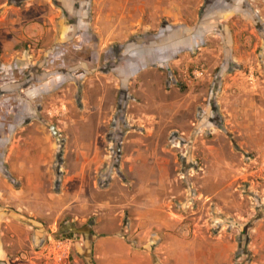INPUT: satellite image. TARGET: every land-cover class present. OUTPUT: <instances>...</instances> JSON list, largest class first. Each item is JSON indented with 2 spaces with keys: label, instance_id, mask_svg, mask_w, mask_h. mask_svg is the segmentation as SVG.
<instances>
[{
  "label": "rangeland",
  "instance_id": "374dc122",
  "mask_svg": "<svg viewBox=\"0 0 264 264\" xmlns=\"http://www.w3.org/2000/svg\"><path fill=\"white\" fill-rule=\"evenodd\" d=\"M29 139L41 198L84 166L110 212L32 217L3 195L44 228L36 248L16 232L7 264H95L114 236L150 264H264V0H0V146Z\"/></svg>",
  "mask_w": 264,
  "mask_h": 264
},
{
  "label": "crops",
  "instance_id": "0c3cea01",
  "mask_svg": "<svg viewBox=\"0 0 264 264\" xmlns=\"http://www.w3.org/2000/svg\"><path fill=\"white\" fill-rule=\"evenodd\" d=\"M32 29L34 30V27ZM25 38L23 39L26 40ZM39 141H34L32 139L25 140L23 143L16 145L15 149L12 147V152L10 151V153L7 152L9 150L7 147L8 143L5 142L4 145L2 144L0 146L1 155L3 157L2 163L6 164L5 166L7 167L6 176L3 175V172H0V198H2L3 195H15L16 198L14 199H17L19 207L23 210L22 214L26 213L32 217H41L43 213H46L54 219H59L61 216L69 214L72 210L77 211L78 214L80 212L81 214V212L87 210L89 207H92L91 210L96 212L99 210L101 212L109 210L110 212L109 204L99 205L96 202L92 204L89 203L83 185L85 183V177L83 176L84 166L80 168L79 174L62 182L59 192H48L46 197L41 198L42 186L49 187L54 185V179L49 170L43 169L46 165L45 163L42 164L41 158L42 152H44L45 149ZM47 144L48 140L45 139L44 145L46 146ZM51 148L53 149V147L49 145L48 149L50 150ZM15 152H20V154H14ZM29 152H32V159H29ZM14 157L20 160L16 164V180L13 179L14 172H12L9 166V160H12ZM2 163H0V166H2ZM73 183H78L76 184L77 188L75 191L70 193L72 195H64L66 194V190L70 187L69 185ZM2 200H4V198ZM64 211L65 213H63ZM74 220L77 222L78 220L80 222L84 221L80 220L77 216L74 217ZM2 228L5 230L2 231ZM27 229H29V231H27ZM43 229L42 224L38 222L35 223V221L26 225L15 220L14 216L11 214L2 212L0 207V264H7L9 259L13 256L10 249V247H13L12 242L9 241H13L15 237L17 238L16 232L27 233L31 231L32 233H29V235L31 234L32 241L30 247L36 248L43 237ZM66 230H68V228H66ZM81 233L87 236L88 239H95V236L92 235L90 231L88 232L86 230L84 232L82 229ZM118 237H109L105 241H103V239H95V264H150L148 257L139 254L137 251L135 252V250L128 249L126 243ZM6 239H8V243H5L7 242L5 241ZM18 242V244L23 243L20 240ZM113 248H115V250H112Z\"/></svg>",
  "mask_w": 264,
  "mask_h": 264
},
{
  "label": "built area",
  "instance_id": "2783aa9c",
  "mask_svg": "<svg viewBox=\"0 0 264 264\" xmlns=\"http://www.w3.org/2000/svg\"><path fill=\"white\" fill-rule=\"evenodd\" d=\"M53 246L60 251L56 255V261L60 262L65 258L66 252L68 250L69 242L68 241H56L53 243Z\"/></svg>",
  "mask_w": 264,
  "mask_h": 264
},
{
  "label": "trees",
  "instance_id": "16d2710c",
  "mask_svg": "<svg viewBox=\"0 0 264 264\" xmlns=\"http://www.w3.org/2000/svg\"><path fill=\"white\" fill-rule=\"evenodd\" d=\"M21 1H23V0H8V3L10 4V5H12V6H19L20 4H21ZM65 237H60V238H57V239H62V240H68V241H70V239H64Z\"/></svg>",
  "mask_w": 264,
  "mask_h": 264
},
{
  "label": "water",
  "instance_id": "95a60500",
  "mask_svg": "<svg viewBox=\"0 0 264 264\" xmlns=\"http://www.w3.org/2000/svg\"><path fill=\"white\" fill-rule=\"evenodd\" d=\"M50 132L53 135V137H55V138L57 137L56 131L54 130L53 127L50 128Z\"/></svg>",
  "mask_w": 264,
  "mask_h": 264
}]
</instances>
